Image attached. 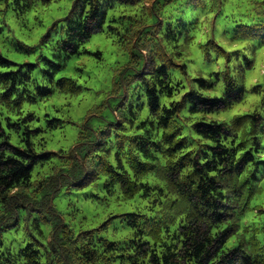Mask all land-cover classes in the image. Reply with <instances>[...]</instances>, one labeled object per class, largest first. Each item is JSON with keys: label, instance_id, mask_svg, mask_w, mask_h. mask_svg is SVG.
<instances>
[{"label": "trees", "instance_id": "1", "mask_svg": "<svg viewBox=\"0 0 264 264\" xmlns=\"http://www.w3.org/2000/svg\"><path fill=\"white\" fill-rule=\"evenodd\" d=\"M53 1L0 0V7L24 15ZM211 1L73 0L52 27L59 34L53 44L58 53L55 61L45 60L44 71L35 74L33 63L18 65L0 55V264H264L258 238L264 234V219L259 228L244 224L260 192V170L264 175V89L260 84L248 89L244 83L254 62L245 57L242 65L237 63V75L229 63L214 74L223 83L214 97L206 93L215 81L188 74L186 47L194 36L193 23L186 19L189 11L200 13ZM224 2L216 0L217 16ZM116 5L130 12L109 17ZM252 5L257 21H235L232 41L258 38L264 43V0ZM105 25V34L129 56L113 90L119 96L111 104L113 121L91 128L89 111L69 156L64 150H39L44 142L34 139L42 129L31 127L35 112L25 113L24 107L54 95V75L72 56L88 53L86 44ZM50 40L48 33L40 44ZM209 45L230 62L231 55L216 41ZM209 57L206 53L204 59ZM175 73L185 76L187 90L182 91V81H174ZM55 84L64 94L81 90L68 78ZM248 91L260 95L258 105L227 120ZM8 129L18 133L19 144L12 143ZM57 158L63 167L84 165L85 177L75 189L102 178L108 193L117 190L122 200H144L142 210L118 216L128 238L113 242L94 230L76 233L62 221L53 205L59 173L38 183L31 179L37 164ZM32 216L30 226L41 235L43 223L51 226L45 242L31 237L17 251L4 248L2 233L21 219L27 227Z\"/></svg>", "mask_w": 264, "mask_h": 264}, {"label": "rangeland", "instance_id": "2", "mask_svg": "<svg viewBox=\"0 0 264 264\" xmlns=\"http://www.w3.org/2000/svg\"><path fill=\"white\" fill-rule=\"evenodd\" d=\"M72 1L54 0L50 5H38L24 15H17L12 9L4 10L0 7V55L18 65L33 63L36 66L35 74L44 71L47 67L45 60L55 61L53 55L58 53L53 49V44L59 39V34L52 30V27L65 17ZM257 1L261 0H225L222 5L223 12L218 16L214 7L216 0L206 2L207 7L200 13L194 15L197 9L193 12L189 11L188 16L191 17L186 21L193 23L190 28L194 36L186 47L188 53L186 64L190 76H202L215 81L214 74L222 72L227 63L237 75L238 69H235L237 63L242 65L244 58L248 57L252 59L254 66L244 76V83L248 89L254 84H260L264 89V43H261L258 38L231 40L235 21H248L256 16V8L252 2ZM128 12H130L129 8L116 5L113 11L108 12V16H119ZM254 21L256 22L257 18L246 23ZM105 29L106 25L103 32L95 33L86 44L88 53L82 50L79 56H72L66 61L62 71L54 75L55 92L51 98L39 100L33 106L24 107L25 113L35 112L36 119L31 127L42 129L41 135L34 139L37 144L44 142L43 147L39 146V150L53 152L64 150L69 156L70 151L77 147L78 132L86 125L89 111H93V117L88 121L91 128L97 127L100 123L113 121L110 112L111 104L114 103L113 99L118 100L119 97L113 90L118 73L128 64L129 56L105 34ZM185 29L189 31L187 26ZM48 33L51 34V40L40 44L41 38ZM212 40L229 52L230 62L224 55H218L210 48L209 43ZM206 53L210 55L208 60L204 59ZM61 78L73 80L81 89L80 92L74 95L60 93L55 83ZM174 81H182L185 87L182 91L188 89L184 75L175 73ZM222 88V81H215V88L206 95L219 96ZM259 99L260 95L248 91L245 94L244 103L236 107L234 112L226 114L227 120L235 112H252L258 105ZM103 105H106V108L98 110ZM5 117L4 114L2 118L4 122ZM8 132L11 134L12 143L19 144L18 133L9 129ZM261 159L264 160V155ZM67 160L71 161L72 158L67 157ZM61 163L57 158L51 163L37 164L32 171L31 179L33 183H38L45 177L54 176L55 172L59 173L54 176L58 179V184L53 205L61 215L62 221L76 233L80 230H94L96 236L113 242H121L128 238L129 231L118 216L132 210H142L144 200L138 196L133 200H122L117 190L108 193L102 188V178L84 189H75L74 184L81 183L85 177L84 165L73 168L69 166L70 164L63 167ZM258 179L260 192L252 200V212H249L244 220V224L252 222V225L257 228H259L258 223L264 219L262 170L258 174ZM34 219L35 216L30 218L27 227L21 219L10 231L3 232V247L17 251L25 246L31 237L45 242L51 233V226L48 225L49 223H43L40 227L41 235L38 230L30 226ZM258 238L264 245V234H259Z\"/></svg>", "mask_w": 264, "mask_h": 264}]
</instances>
